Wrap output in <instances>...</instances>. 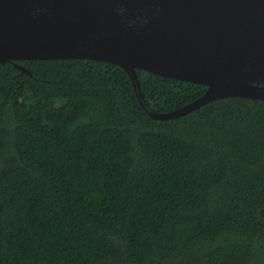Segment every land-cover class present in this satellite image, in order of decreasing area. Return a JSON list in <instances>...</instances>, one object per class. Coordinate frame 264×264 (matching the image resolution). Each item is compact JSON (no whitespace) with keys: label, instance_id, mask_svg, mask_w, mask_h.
Returning <instances> with one entry per match:
<instances>
[{"label":"trees","instance_id":"trees-1","mask_svg":"<svg viewBox=\"0 0 264 264\" xmlns=\"http://www.w3.org/2000/svg\"><path fill=\"white\" fill-rule=\"evenodd\" d=\"M0 63V264H264V101L153 118L121 66ZM157 113L207 85L137 69Z\"/></svg>","mask_w":264,"mask_h":264},{"label":"water","instance_id":"water-1","mask_svg":"<svg viewBox=\"0 0 264 264\" xmlns=\"http://www.w3.org/2000/svg\"><path fill=\"white\" fill-rule=\"evenodd\" d=\"M93 59L130 75L139 101L157 119L211 101H264V0H0V63ZM137 69L207 85L194 101L155 112Z\"/></svg>","mask_w":264,"mask_h":264}]
</instances>
